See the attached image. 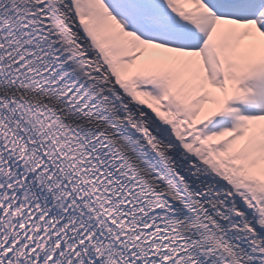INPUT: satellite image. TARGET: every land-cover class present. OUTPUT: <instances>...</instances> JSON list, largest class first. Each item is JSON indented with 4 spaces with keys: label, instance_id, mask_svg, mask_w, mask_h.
<instances>
[{
    "label": "snow or ice",
    "instance_id": "obj_1",
    "mask_svg": "<svg viewBox=\"0 0 264 264\" xmlns=\"http://www.w3.org/2000/svg\"><path fill=\"white\" fill-rule=\"evenodd\" d=\"M0 264H264V0H0Z\"/></svg>",
    "mask_w": 264,
    "mask_h": 264
}]
</instances>
